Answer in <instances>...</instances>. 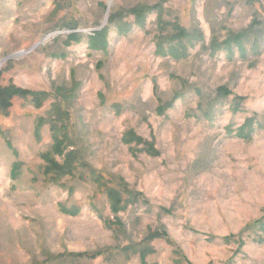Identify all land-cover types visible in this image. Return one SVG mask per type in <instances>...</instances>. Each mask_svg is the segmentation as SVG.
Wrapping results in <instances>:
<instances>
[{
    "label": "rangeland",
    "instance_id": "rangeland-1",
    "mask_svg": "<svg viewBox=\"0 0 264 264\" xmlns=\"http://www.w3.org/2000/svg\"><path fill=\"white\" fill-rule=\"evenodd\" d=\"M0 86V264H264V0H0Z\"/></svg>",
    "mask_w": 264,
    "mask_h": 264
},
{
    "label": "trees",
    "instance_id": "trees-1",
    "mask_svg": "<svg viewBox=\"0 0 264 264\" xmlns=\"http://www.w3.org/2000/svg\"><path fill=\"white\" fill-rule=\"evenodd\" d=\"M26 92H28V91L21 90L17 87H13V86H7V87H1L0 86V100L6 109L10 106L11 99L14 97V95H16V94H22L23 95ZM73 154H74V152H69V155H67L65 157L64 162L62 164L58 163L57 161H55L53 159H48V158H46V156H44V157L49 161V163L53 164L59 170H61L59 175H64V174H69L71 172V169L73 168V159H72ZM12 176L15 177V175H12ZM101 184L103 186H106V184L104 182H101ZM106 193H107L108 199L111 202V207L114 211H117V210L123 208V207H121L120 204L124 200H123L119 190L114 189L112 187H106ZM61 209L65 213H71V214L74 213V211L65 209L63 206L61 207ZM141 257H142V261L145 262L144 261V255H141ZM143 264H146V263H143Z\"/></svg>",
    "mask_w": 264,
    "mask_h": 264
}]
</instances>
